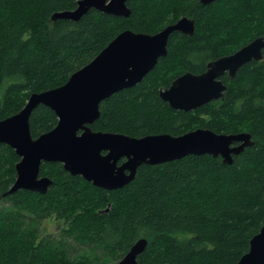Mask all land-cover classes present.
Listing matches in <instances>:
<instances>
[{
  "label": "trees",
  "instance_id": "1",
  "mask_svg": "<svg viewBox=\"0 0 264 264\" xmlns=\"http://www.w3.org/2000/svg\"><path fill=\"white\" fill-rule=\"evenodd\" d=\"M77 3L0 0V119L19 112L33 92L63 85L121 31L155 33L189 16L194 33L173 32L167 55L135 86L103 100L92 128L135 137L246 131L254 144L232 164L210 154L142 164L118 190L44 161L40 174L53 180L46 193L5 195L20 156L0 142V264L116 263L142 237L148 244L137 264H236L264 225V58L225 77L224 97L194 110L172 108L160 91L264 36V0H128L129 17L90 9L79 20L52 19ZM57 123L56 113L39 105L30 117L32 135ZM54 217L62 221L59 233H47L45 221Z\"/></svg>",
  "mask_w": 264,
  "mask_h": 264
},
{
  "label": "water",
  "instance_id": "2",
  "mask_svg": "<svg viewBox=\"0 0 264 264\" xmlns=\"http://www.w3.org/2000/svg\"><path fill=\"white\" fill-rule=\"evenodd\" d=\"M215 1L200 0L204 5ZM127 2L78 0L75 9L57 11L52 19L79 20L90 9L129 17L132 11ZM174 31L193 34L195 19L182 16L154 34L131 29L121 31L63 85L33 92L19 112L0 119V142L10 145L20 156L15 166L16 180L5 195L19 189L46 193L53 180L40 174L44 161L60 162L72 175H81L103 189L118 190L135 178L142 164H159L191 154H210L232 164L235 156L252 146L254 140L246 131L217 133L209 128H197L180 135L155 133L135 137L92 128L100 116L103 100L135 86L167 55L169 37ZM263 48L264 37H256L236 52L209 62L202 73L179 75L160 91V97L172 108L184 111L219 99L226 89L220 77L226 71L234 75L245 63L261 59ZM39 105L50 107L58 116V123L34 137L30 117ZM147 244L145 237L137 240L118 264H137ZM236 264H264V225L251 238L249 250Z\"/></svg>",
  "mask_w": 264,
  "mask_h": 264
},
{
  "label": "flooded vegetation",
  "instance_id": "3",
  "mask_svg": "<svg viewBox=\"0 0 264 264\" xmlns=\"http://www.w3.org/2000/svg\"><path fill=\"white\" fill-rule=\"evenodd\" d=\"M176 22V21H175ZM174 23V22H173ZM169 24H171V23H169ZM169 24H166L164 27H166L167 25H169ZM164 27H162L161 29H159L158 31H156L155 33H157V32H159L160 30H162ZM175 32V31H174ZM181 32V31H180ZM151 34H154V33H151ZM172 34H173V32H172ZM171 34V35H172ZM171 35H170V37H169V41H170V38H171ZM259 37V36H258ZM264 37V36H263ZM256 38V37H255ZM252 41V40H251ZM168 45H169V42H168ZM240 49V48H239ZM239 49H237V50H239ZM237 50H234L233 52H230V53H228V54H225V55H222V56H226V55H230V54H232V53H234V52H236ZM222 56H219V57H222ZM219 57H217V58H219ZM217 58H215V59H217ZM264 58V48H263V57L261 58V59H259V60H255V59H253V60H251V61H261L262 59ZM215 59H212V60H210L209 62H211V61H213V60H215ZM251 61H249V62H251ZM208 62V63H209ZM208 63H207V67H208ZM248 63V62H247ZM247 63H245V64H247ZM244 64V65H245ZM243 66V65H242ZM241 66V67H242ZM207 67H206V69L205 70H207ZM240 67V68H241ZM239 68V69H240ZM238 69V70H239ZM204 70V71H205ZM238 70L236 71V73L234 74V75H231L230 73H229V71H226L221 77H220V79L221 80H223V82H224V84L226 85V89H227V87H228V83H227V81H226V79H225V77H228L229 79H231V78H234L235 76H236V74H237V72H238ZM204 71H202V72H204ZM202 72H200V73H202ZM194 73V72H193ZM197 74H199V73H197ZM226 89H225V91H226ZM225 91H224V94H225ZM224 97V95L223 96H221L219 99H221V98H223ZM216 100H218V99H216ZM125 159L123 158V159H121L120 160V163L122 162V161H124Z\"/></svg>",
  "mask_w": 264,
  "mask_h": 264
},
{
  "label": "rangeland",
  "instance_id": "4",
  "mask_svg": "<svg viewBox=\"0 0 264 264\" xmlns=\"http://www.w3.org/2000/svg\"><path fill=\"white\" fill-rule=\"evenodd\" d=\"M1 204V203H0ZM46 225V232L47 233H53V234H57L59 233V227L61 228L62 226V221L58 220L57 218H51L47 221H45ZM187 236V235H185ZM184 237V236H182ZM108 264H118V262L114 263L112 260L108 262Z\"/></svg>",
  "mask_w": 264,
  "mask_h": 264
},
{
  "label": "bare ground",
  "instance_id": "5",
  "mask_svg": "<svg viewBox=\"0 0 264 264\" xmlns=\"http://www.w3.org/2000/svg\"><path fill=\"white\" fill-rule=\"evenodd\" d=\"M148 135V134H147ZM145 136V135H144ZM142 137V136H141ZM237 143H234L233 145H236Z\"/></svg>",
  "mask_w": 264,
  "mask_h": 264
}]
</instances>
